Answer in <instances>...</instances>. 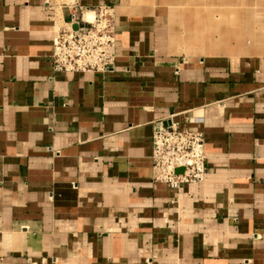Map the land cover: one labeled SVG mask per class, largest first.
Returning <instances> with one entry per match:
<instances>
[{"label":"crops","instance_id":"obj_1","mask_svg":"<svg viewBox=\"0 0 264 264\" xmlns=\"http://www.w3.org/2000/svg\"><path fill=\"white\" fill-rule=\"evenodd\" d=\"M67 2L0 0V264H264V0L209 57L166 41L169 0H78L113 8V67L55 72ZM167 117L203 133L202 182L151 181Z\"/></svg>","mask_w":264,"mask_h":264},{"label":"built area","instance_id":"obj_2","mask_svg":"<svg viewBox=\"0 0 264 264\" xmlns=\"http://www.w3.org/2000/svg\"><path fill=\"white\" fill-rule=\"evenodd\" d=\"M69 21L52 38L51 63L55 72H105L114 62V16L111 6H98L92 19L78 0H67ZM74 26H76L74 28ZM151 181L170 189L200 183L206 175L204 136L180 128L170 117L159 120L151 137Z\"/></svg>","mask_w":264,"mask_h":264},{"label":"rangeland","instance_id":"obj_3","mask_svg":"<svg viewBox=\"0 0 264 264\" xmlns=\"http://www.w3.org/2000/svg\"><path fill=\"white\" fill-rule=\"evenodd\" d=\"M161 1V0H160ZM248 0H182V9L190 12L183 13V17L186 18L191 17L192 20H194L197 24L201 26V30H195L198 32L199 36H205L206 34H209L210 32H213L212 34L216 36V31H212L210 27L212 25H216L218 27V30H223L224 26H230L235 27L234 30H236L238 27L240 28L243 24L242 18H243V9L248 8L247 3H245ZM252 1V0H251ZM256 1L257 0H253ZM156 2V1H154ZM157 6V5H155ZM251 6H254L253 4ZM250 6V8H251ZM161 7V6H158ZM257 9H264V3L259 4L256 6ZM196 10L197 13L191 15V11ZM218 13V14H216ZM253 17V15H251ZM192 26H195L194 24H191ZM215 27V26H214ZM164 35L166 38V41L172 45V49L176 52H179L180 50H184L185 52H189L186 48V44L182 43L183 40H177L175 39V35L169 29L167 28L164 30ZM218 32V31H217ZM240 36L239 34H236L234 32L231 36L227 37V40L224 39L220 45V49H215L210 45H207L205 43H201L198 45L199 50L198 52H195V54L203 53V56L211 55V54H227L229 52V43L230 41H234L233 43L237 46V50H239L240 47H242V38H238ZM178 42V43H177ZM236 50V51H237ZM234 51V53H238ZM190 53V52H189ZM230 53V52H229ZM209 57V56H207Z\"/></svg>","mask_w":264,"mask_h":264},{"label":"bare ground","instance_id":"obj_4","mask_svg":"<svg viewBox=\"0 0 264 264\" xmlns=\"http://www.w3.org/2000/svg\"><path fill=\"white\" fill-rule=\"evenodd\" d=\"M176 0H169V13L168 16L166 17V22L167 25H171L169 26V31H171L173 33V35H175V39L177 40H183L182 43L186 44V49L189 50L190 53H195L198 52L199 48L198 45H200L202 42L212 46L215 49H220L221 47L218 46L220 45V43L226 39L227 37L231 36L232 34L227 30H217V34L216 36H214L212 33L210 32L209 34H206L205 36H199L198 32L195 31L194 28H190V27H184L183 30H180V32L175 31V23H178V20L176 19L175 15L172 13V9L173 8V4L175 3ZM93 14L90 12L88 14V18L92 19ZM181 22V21H179ZM181 24V23H180ZM182 25V24H181ZM178 43V42H177ZM201 49V48H200ZM202 50V49H201ZM188 52V53H189ZM217 54V53H216ZM226 54V53H225Z\"/></svg>","mask_w":264,"mask_h":264},{"label":"water","instance_id":"obj_5","mask_svg":"<svg viewBox=\"0 0 264 264\" xmlns=\"http://www.w3.org/2000/svg\"><path fill=\"white\" fill-rule=\"evenodd\" d=\"M76 26H74V28H75Z\"/></svg>","mask_w":264,"mask_h":264}]
</instances>
